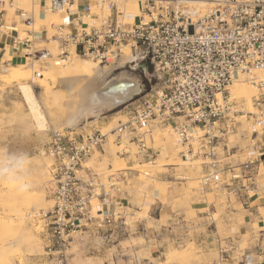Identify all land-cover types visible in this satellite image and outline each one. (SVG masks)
<instances>
[{
    "label": "built area",
    "instance_id": "built-area-1",
    "mask_svg": "<svg viewBox=\"0 0 264 264\" xmlns=\"http://www.w3.org/2000/svg\"><path fill=\"white\" fill-rule=\"evenodd\" d=\"M105 1L110 12L99 19L92 7ZM138 1L140 15L133 22L115 0L44 2L47 10L61 12L65 18L75 12V17L74 23L53 24L51 35L44 29L43 42L36 38L39 30L33 26V9L17 6L16 0H0L2 51L7 47L35 60L44 54L53 56L51 48L56 47L58 59L77 55L107 66L128 55L132 60L124 67L151 65L154 87L138 99L128 120L112 130L114 142L125 146L120 154L131 155L127 145L134 143L137 156L152 160L155 151L146 138L152 122L167 124L177 135L182 156L211 159L201 187L217 190L229 205L232 198H240L243 190L250 189L247 181L254 167H264V150L256 141V129H264V0H224L203 8L188 0ZM12 16L14 21L6 23ZM36 73L40 76V71ZM235 74L246 76L261 92L254 99L256 111L249 117L254 133L247 138V159L221 167L217 149L222 146L230 155L236 148L228 145L239 122L235 98L228 88ZM108 140L100 130L78 133L71 128H50L40 147V152L51 158L46 192L52 204L30 215L45 242L49 264H70L78 255L108 254L133 233L144 238L159 235L155 228L151 231L145 225L138 226L144 219L128 220L131 206L123 185L129 184L127 173L131 169L103 172L87 164L94 154L105 153ZM205 203V226L207 230L209 226L216 228L213 239L220 264L227 258L238 259L245 248H238L237 239L220 237L214 217L217 206ZM173 216L161 226L168 243L179 246L200 240L196 219Z\"/></svg>",
    "mask_w": 264,
    "mask_h": 264
},
{
    "label": "rangeland",
    "instance_id": "rangeland-1",
    "mask_svg": "<svg viewBox=\"0 0 264 264\" xmlns=\"http://www.w3.org/2000/svg\"><path fill=\"white\" fill-rule=\"evenodd\" d=\"M40 1L41 3H33L35 1L32 0V3H28L29 5L21 6L20 0H16V5L25 10L34 9L35 13H37L40 4L49 2V0ZM122 3L124 6L122 8H125V11L130 10V8H127L130 7L127 1H122ZM196 6L203 8L200 4H196ZM94 11L98 12L101 18L103 15L108 14H100L99 9ZM50 12L53 11L47 10V16L51 19ZM63 21L65 20L61 18L51 25L50 21H48L47 27L46 24L45 26L43 24L39 25L40 19L35 18L33 26L35 28V25H39V29L45 27L47 30L49 29L48 32L51 35L54 33L52 25ZM130 21L133 22L134 20L130 19ZM18 26L21 28L25 27L21 23ZM6 49L3 55L0 56V264H49L50 260L44 251L45 242L38 234V228L34 225L30 214L34 210L38 211L40 208H46L52 204L46 192V186L51 178L49 173L51 158L40 152V147L48 138L50 128H66V121L62 120L66 117L70 105L67 96L63 94L59 85L52 78L53 74H50L44 68L45 66H41L46 60L36 61L39 58L47 59L48 57L56 59L58 53L56 47L51 48L53 56L44 54L35 60H30L25 55L15 60L10 53V49L7 47ZM19 59H24L28 62L24 66L19 67ZM86 59L89 60V58ZM89 61L96 62L92 59ZM34 64L35 68L33 69ZM98 65L105 69H113L111 75L126 69L129 74L136 75L141 79L143 84L141 93L136 94L115 110L122 109L120 112H115L110 118L105 119L99 116L96 122L88 123L82 128L75 129L78 133H90L100 130L102 133H106L107 138H109L108 143L105 145V153L94 154L92 158L88 159V165L103 172L124 168L131 169L127 173L129 184H122L127 191V198L131 206V208H128L130 213L128 220L130 222L136 218L147 220V227H149V230H153L151 228L156 229L163 224H167L168 220L174 217L173 215L182 214L183 211L186 213L188 209H191L192 205L204 204V211L206 209L205 202H214L217 206L214 217L216 218L220 237L223 239L227 238L226 240L230 238L237 239L236 244L239 249L249 246L250 242H252L249 232L241 234L240 231L232 230V223L237 218H242L241 215L232 212L226 197L219 194L217 190L212 188L203 189L201 187V177L207 171V162H210L211 159L200 158L196 155L194 157L189 156L193 161H196L194 165L180 166L176 163L179 157L187 158L188 156L184 157L179 153L182 146L176 143L177 135H175V131L171 126L162 124L158 120L152 122V131L146 137L148 144L155 151L153 158H151L152 160H149L148 157L137 156L138 147L134 143H128L127 145L132 152L131 155L120 154V150L125 146L120 147L114 142L116 134L112 135V130L120 121L128 120L134 106L138 104V99L154 87L155 79L152 66L149 64L145 66L130 64L124 67L119 65V61L107 66ZM36 71H40V76H37ZM61 75L63 74L59 76ZM244 78L248 84L252 85L251 102L248 104L243 96L234 97L238 108L237 120L239 122L235 131L229 136L228 145L230 148L233 146L236 148L230 150V155H228L226 150H223L222 146L217 149L221 167L226 166L230 161L240 164L248 157V150L246 149L247 138L254 133V127H252L251 123L252 119L249 120V117L252 112L256 111L254 99L255 96L260 94L261 90L250 82L246 76ZM21 83H28L33 86L41 111L45 117L47 123L45 127L47 128H39L37 120L18 88ZM39 84L44 85V90L39 87ZM92 120L94 119L92 118ZM256 130V141L259 148L264 150V129L257 128ZM162 145H165L166 150L161 151L163 150ZM240 147L244 149L239 150ZM112 149H115V155H112ZM38 164H41L42 167L40 168ZM141 164V167H136ZM25 165L29 168L25 167ZM260 166L263 169V166ZM110 168H112L111 171H109ZM42 171L45 172L42 173ZM146 171L149 174H146ZM223 174L226 175L227 172ZM5 180H8L9 184L12 181L14 184H11L13 186L17 185V188H22L24 185L25 193H20L21 188H15L14 191L9 193L8 189L3 187L2 181ZM17 190H19L18 194ZM25 195L30 196V198L32 196V199L26 200ZM13 198L18 199L15 201ZM235 200L236 198H232V201ZM152 204L164 205V209L160 212V209L153 208ZM169 212H172L173 215H170ZM196 215L199 216L194 221L199 224L200 228H198V231H206L204 214L200 212ZM228 220L231 221V224L227 223ZM208 231L212 234V237L216 238L217 234L214 233L216 232L214 226H209ZM147 239L139 233H133L123 238L118 245L115 244L108 254L78 255L72 259L70 264H136L138 258H143L145 264H220L216 242L211 245L207 241L201 243V240H192L179 246L167 242L164 245L165 247L162 248V252L156 256H151L146 244ZM239 259L241 261V257L238 258V261Z\"/></svg>",
    "mask_w": 264,
    "mask_h": 264
},
{
    "label": "bare ground",
    "instance_id": "bare-ground-1",
    "mask_svg": "<svg viewBox=\"0 0 264 264\" xmlns=\"http://www.w3.org/2000/svg\"><path fill=\"white\" fill-rule=\"evenodd\" d=\"M31 1L32 0H20L21 2L20 4L21 6L23 5L26 6V4H28L29 2L32 3ZM34 1L35 2L33 3H37V2L41 3L40 0H34ZM115 1L118 2L120 5V8L123 9L122 0H115ZM217 1H224V0H212L210 2L188 0V2L190 3L192 2L194 4H200V6H205L206 4H211ZM127 2L129 3V6H130L127 8H130V10H127V11L124 10V11L130 21V19H133L139 16L140 2L138 0H128ZM92 9H93V12H95L94 11L95 9H99L100 14L102 13L109 14L110 12L109 3H107V1L101 4H93ZM95 13L99 14L98 12H95ZM47 14L48 13L42 15L43 17L42 19H40L39 25L43 24L45 26L46 24L48 27L49 23L51 25L52 23H56L59 19L63 18V14L58 11L49 13L51 15V19L48 18ZM99 19H101V17ZM48 21L50 22L48 23ZM38 26L35 25L34 29L35 30L39 29ZM39 60H44V61L46 60L45 63L43 64L40 63L41 66L42 65L45 66L44 68L47 69L48 72H50V74H53L52 78L54 79L55 83L59 85L63 94H65L68 98V102H69V105L71 106V110H70L69 117L66 120V124H65L66 128L77 129V128H82L88 123L96 122L104 108H109V107L119 105V104L122 105V103L129 101L136 94L141 93L143 90V84L141 82V79H139L136 75L129 74V72L126 69L121 70L118 73L111 75L113 69L111 68L100 69L97 62L93 63V61L92 62L89 61L90 59L88 60L86 58H82L77 55H74L70 58H62V59H57V58L53 59L52 57H48L47 59L39 58L36 61H39ZM131 60H132V57L128 55H124L123 58H121V60L119 61V65L124 66L127 62ZM27 62H28L27 60L19 59L18 66L22 67ZM34 68H35V64L33 65V69ZM60 74H63V75L59 76ZM254 85L253 87H255ZM251 86L252 85L248 84L247 81H245L244 75L235 74L233 82L229 85L230 91H231L230 94H232L231 96L233 98L243 96L246 102L250 104L251 96L253 94V89L251 88ZM39 87L42 90H44V85L39 84ZM18 88L22 94L24 101L28 104L35 119L37 120L39 128L41 129L47 128L45 127L47 123L41 111L40 104L38 102L33 86L28 83H21L19 84ZM251 89H252V92H251ZM91 116H94V120L89 119ZM112 135H114V133H112ZM121 146L122 145H120V147ZM165 148H166L165 145H162L163 150L161 151L166 150ZM111 153L112 155H115L116 154L115 149H112ZM197 161L199 162V160ZM176 163L180 166L181 165H194L196 161L195 160L193 161L191 157L188 156L187 158L179 157V159L176 160ZM26 165L25 167H28ZM36 166H37V163H36ZM38 166L40 168L42 167L41 164H38ZM141 166L142 164L136 167H141ZM147 171H146V174H149V172ZM44 172L42 171V173ZM8 180L2 181V183L4 184L3 187H6L9 193L14 191L15 188L16 189L21 188V187L17 188V185L13 186L12 184L14 183L12 181L9 184L10 180L9 181ZM23 187L24 185L22 186L20 190L21 194L25 193V189ZM18 192L19 190H17V194ZM25 198L26 200L27 199L30 200L32 199V196L31 198L30 196H26ZM17 199L13 198V200L15 201Z\"/></svg>",
    "mask_w": 264,
    "mask_h": 264
},
{
    "label": "crops",
    "instance_id": "crops-1",
    "mask_svg": "<svg viewBox=\"0 0 264 264\" xmlns=\"http://www.w3.org/2000/svg\"><path fill=\"white\" fill-rule=\"evenodd\" d=\"M46 11H47V7L46 5H44V3H42L37 13H35V10H34L35 18L42 19L43 17L42 15L46 14L47 13ZM68 16H69L68 18H65L63 14V19L65 20V22L74 23L73 18L75 17V12H70ZM13 18H14L13 16L8 17L6 23L10 24L12 21H14ZM44 29L47 30V28L45 27L41 29H37L39 31L36 34V38H38V40L40 41L46 42V36H45ZM4 52L2 51V47L0 45V56H2ZM10 53L15 58V60L18 58H22L24 55L23 52L12 51L11 49H10ZM100 69H105V68L100 66ZM123 104L125 103H122V105ZM122 105L119 104V105H115L109 108H104L100 114V118H103V119L110 118L113 114H115V112H120L122 110V109H119L118 111H115L117 110V108H119ZM70 110H71V106H69L67 113H66V117L62 121H66L68 119ZM92 118L94 119V116H91L89 119L92 120ZM252 175H253L252 178L247 181V183L250 184L249 186L250 189L243 190L242 197L236 198L235 201H231L229 204V207L232 210V212L234 214H240L242 217V218H237L236 221L232 223V230L235 229L236 231H240L241 234L249 232L251 234L252 242H250L251 244L245 248L242 256H240L241 261L240 259L238 261V259L234 260L231 258H227L223 260L221 264H264V254H263V251H264V167L263 169H261V166L254 167V169L252 170ZM152 207L155 209H160V212L164 209V205H159V204L157 205L152 204ZM204 207H205L204 204H201L198 206L192 205L191 209H188L186 213L183 211L182 215L185 217L187 216L190 219H197L199 216H197L196 214L203 212ZM159 214L161 215V213ZM169 214L173 215L172 212H169ZM156 219H160V218H156ZM229 220L227 221V223L231 224V221ZM142 225L147 226V220H144L141 222V224H138L139 227H141ZM156 230L159 235L155 236L152 233L150 237L147 239V243H146L148 245L151 256H156L157 254L162 252V248H164L165 247L164 245L167 243L166 236L162 232L161 227L156 228ZM196 235L199 236L201 243L203 242L205 243V241H207L212 245L215 242V240L213 239L214 237L211 236L212 234L209 233L208 230L203 231V232L196 230ZM240 238L242 239V236ZM143 260H144L143 258H138V260L136 261V264H145Z\"/></svg>",
    "mask_w": 264,
    "mask_h": 264
}]
</instances>
